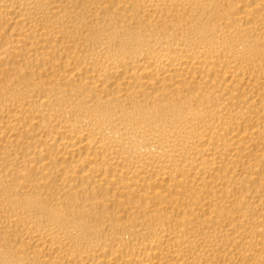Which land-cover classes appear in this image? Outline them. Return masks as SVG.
Returning <instances> with one entry per match:
<instances>
[{
  "label": "bare ground",
  "instance_id": "1",
  "mask_svg": "<svg viewBox=\"0 0 264 264\" xmlns=\"http://www.w3.org/2000/svg\"><path fill=\"white\" fill-rule=\"evenodd\" d=\"M0 264H264V0H0Z\"/></svg>",
  "mask_w": 264,
  "mask_h": 264
}]
</instances>
